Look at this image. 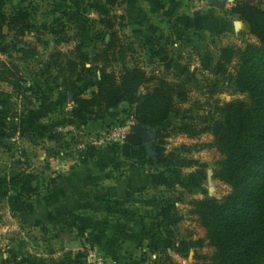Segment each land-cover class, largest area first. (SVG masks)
I'll return each mask as SVG.
<instances>
[{"label": "trees", "instance_id": "trees-1", "mask_svg": "<svg viewBox=\"0 0 264 264\" xmlns=\"http://www.w3.org/2000/svg\"><path fill=\"white\" fill-rule=\"evenodd\" d=\"M8 0H0V41L10 33L14 37L37 30L32 10L17 8L7 13ZM84 5L95 11L97 23L109 36L102 47L93 53L84 50L81 37L66 51H51L37 68L24 75L13 61L0 62V83L5 82L11 91L0 88V138L9 132L22 131L28 113L13 103V97L21 102L26 97L39 98L45 93L50 80L63 92L72 93L69 116L83 125L95 123L99 117L125 102L127 113L116 119L121 124L132 114L135 122L149 126L161 138L163 122L174 110L177 100L187 95V79L169 81L163 76L148 75L140 66H129L127 57L135 50L133 41L124 29L123 14L117 13L125 0H84ZM57 9L66 8L57 3ZM52 9V14L56 9ZM230 11L248 26L257 43L238 51L239 57L232 77L238 91L247 94L246 99H234L218 105L208 126L213 145L220 153L214 168V176L231 186V191L220 199L204 197L192 202L191 212L204 229V238L213 248L207 264H264V0L260 5L237 0ZM61 14L65 15L64 11ZM47 33L57 35L60 28L41 24ZM4 28L7 29L4 32ZM62 38V37H61ZM57 41L63 39H56ZM23 59L29 52L25 47L12 49ZM10 51V55L11 52ZM232 50L224 47L216 62L217 71H225L224 63L231 59ZM237 53V52H236ZM9 55V54H8ZM101 62L100 65H98ZM94 66L96 79L90 89L76 92L84 80L86 65ZM162 141L154 147L156 162H165ZM94 147L79 154V161L86 163L94 156ZM35 176L20 170L15 174L0 172V204L12 201L11 189H18L22 201L38 194ZM55 182L49 179V183ZM181 220L173 203L161 205L155 215L157 226L173 227ZM201 245L180 239L179 246L188 251L191 246ZM23 239H13L6 248L7 256L2 264H91L84 259L83 251H64L58 258H44L29 252Z\"/></svg>", "mask_w": 264, "mask_h": 264}, {"label": "rangeland", "instance_id": "rangeland-1", "mask_svg": "<svg viewBox=\"0 0 264 264\" xmlns=\"http://www.w3.org/2000/svg\"><path fill=\"white\" fill-rule=\"evenodd\" d=\"M84 0H8L5 6L7 13L17 9L28 7L32 10L37 30L27 32L23 36L14 37L12 33L0 41V62L13 61L20 67L21 72L29 76L30 70L37 68L39 63L54 50H69L75 38L81 37L84 42V50L93 53L95 48L102 47L109 36L97 23V15L94 10L84 5ZM260 5L261 0H243ZM64 3L67 7L57 9V3ZM56 12L52 14V9ZM68 14H61V11ZM230 9V8H229ZM228 9L225 11L226 14ZM225 14V16H227ZM230 16L228 20H237L231 24V28L225 30H210L207 38H204L202 46H187L178 48L180 40L179 32L175 29L176 23L167 30V36L172 43L166 47H148L140 43L134 45L135 50L129 54L127 61L129 66L137 64L148 75L163 76L169 81L187 79V95L184 100L175 102L174 110L163 123L162 136L159 138L155 131L150 129L149 143L153 150L149 161L155 156L154 147L162 141L165 162L157 164L150 163L149 168L159 171L168 177V181L156 188L153 198H148L146 204L141 206L144 213L145 223L151 226L150 244L139 243L137 251L127 252V264H207L208 257L213 248L207 244L204 238L205 231L191 212L192 202L196 199L211 197L220 199L231 191V186L214 176V168L220 158V153L213 145V136L208 131V126L214 118L218 105L234 99H246L247 94L235 89L232 77L238 62V51H242L248 45L257 43V39L249 33L245 22ZM53 25L60 28L64 26L62 33L57 35L47 33L40 25ZM7 29L4 28V32ZM128 38L132 35L125 30ZM178 33V34H177ZM62 37V38H61ZM63 39L57 41L56 39ZM176 44V45H174ZM25 47L28 49L26 57L18 59L20 54L14 53L12 49ZM232 50L231 59L224 63L225 71H217L216 62L222 48ZM161 50H165L162 53ZM11 55H10V51ZM237 52V53H236ZM9 54V55H8ZM100 65L101 62H98ZM84 80L78 84L76 89L80 93L83 89H90L91 82L96 79L94 66L86 65ZM2 90L11 91L7 83H0ZM48 99V103L60 101V106L53 105L49 114L44 117L49 122L55 118L58 122L47 125L38 123L36 127L27 131L22 130L21 138L10 139L9 132L0 138V172L15 174L17 169L23 168L32 173L34 181L38 186V194L45 192V184L51 179V174L46 170V164L41 160H29L31 147L48 142L49 148L55 151L78 150L77 144L81 142L78 138V127L67 118L69 102L72 93L63 92L57 83L50 80L48 87L39 98L26 97L21 102L13 97V103L20 104L27 113L31 111L41 98ZM72 106V104H71ZM45 121V120H44ZM44 125V126H43ZM72 127V129L70 128ZM39 140V141H38ZM119 151V143L111 144ZM156 161V160H155ZM152 165H156L153 168ZM170 178V180H169ZM12 201L0 204V264L7 256L6 248L10 245L9 235L11 232V220L14 211L11 203L21 201L18 189H11ZM171 202L178 212L181 220L176 226H157L155 215L162 204ZM51 227L46 228L44 236L35 237L33 247L52 245ZM93 227V226H92ZM97 226L92 231H97ZM86 230L81 232L80 237L88 236ZM46 235V236H45ZM49 235V238H45ZM44 237V238H43ZM43 239L42 243L38 242ZM180 239L195 242L202 239L201 245H194L188 251L180 247ZM95 248L104 252L98 246L84 247V259L88 262L89 248Z\"/></svg>", "mask_w": 264, "mask_h": 264}, {"label": "crops", "instance_id": "crops-1", "mask_svg": "<svg viewBox=\"0 0 264 264\" xmlns=\"http://www.w3.org/2000/svg\"><path fill=\"white\" fill-rule=\"evenodd\" d=\"M235 1L209 4L207 0H125L116 12L123 14L124 32L127 30L133 36L134 45L137 41L148 47L168 46L172 42L168 40L167 30L172 22L176 23L174 27L180 38L177 47L181 48L202 46L210 30L224 32L230 29V23L237 22L228 20L230 16H237L229 9ZM227 9L228 14L225 13ZM162 51L165 50L160 49ZM56 104L60 106V101L48 103V99L41 98L29 111L25 130H31L38 123L52 125L58 122L56 118L48 122L44 117ZM71 104L72 101L69 108ZM128 108V104L122 102L95 123L85 125L71 119L69 111L67 118L79 126L78 138L83 140L85 134L97 133L124 116ZM22 132L12 133L10 139L18 140ZM119 144V151L112 145L96 148L94 156L84 164L79 161L82 152L79 149L75 152L55 151L49 148L47 141L31 147L29 160L45 163L46 171L55 182L48 181L45 192L24 203L22 200L11 203L15 211L10 223V244L13 239H23L29 252L44 258H58L64 251L74 253L96 245L117 264H127V252L137 251L139 243L150 244L151 226L145 223L141 206L149 197L155 202L154 195H149L167 182L168 177L149 168L148 164L157 162L147 160L152 155L142 145L131 146L125 141ZM152 167L156 168V165ZM20 170L23 168L17 172ZM49 226H52V240H49L52 245L33 247L35 237L44 236ZM92 226L99 229L93 232ZM84 230L88 233L85 239L80 237ZM45 238L50 239L49 235ZM42 240L38 242H44Z\"/></svg>", "mask_w": 264, "mask_h": 264}, {"label": "built area", "instance_id": "built-area-1", "mask_svg": "<svg viewBox=\"0 0 264 264\" xmlns=\"http://www.w3.org/2000/svg\"><path fill=\"white\" fill-rule=\"evenodd\" d=\"M135 123L133 115L130 114L121 124L112 122L97 133L85 134L84 139L77 144V148L84 151L88 147L99 148L105 145L123 143L126 134L131 131ZM70 128L72 129V127ZM88 262L91 264H117L115 259L107 257L105 253L93 247L88 250Z\"/></svg>", "mask_w": 264, "mask_h": 264}, {"label": "water", "instance_id": "water-1", "mask_svg": "<svg viewBox=\"0 0 264 264\" xmlns=\"http://www.w3.org/2000/svg\"><path fill=\"white\" fill-rule=\"evenodd\" d=\"M226 0H207L209 4H213L215 2H223ZM149 126L141 125L139 123H135L129 133L125 136V142L131 146L142 145L146 152L149 155L153 154V150L151 149V145L149 143L150 133Z\"/></svg>", "mask_w": 264, "mask_h": 264}]
</instances>
